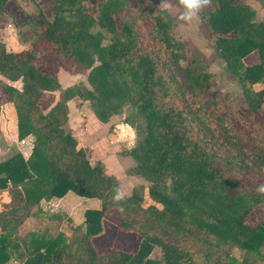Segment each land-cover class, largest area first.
I'll use <instances>...</instances> for the list:
<instances>
[{"label": "trees", "instance_id": "1", "mask_svg": "<svg viewBox=\"0 0 264 264\" xmlns=\"http://www.w3.org/2000/svg\"><path fill=\"white\" fill-rule=\"evenodd\" d=\"M9 1L25 22L15 23ZM130 1L134 18L125 14ZM150 1L0 0V29L13 24L27 47L13 52L0 42V76L7 80H0V90L14 107L18 141L33 138L27 158L13 148L0 160V191L10 198L0 206V264H264V220H247L264 205L256 192L264 183V19L256 22L254 9L238 0H214L200 13L215 57L242 89L241 103L221 105L211 96L214 75L175 38L173 17L153 10ZM94 26L109 32L107 44ZM32 40L72 74L86 75V84L61 87L56 69L38 64ZM250 54L256 62L247 65ZM256 84L262 87L254 90ZM47 92L58 97L44 111L39 101ZM74 98L88 102L103 124L132 108L121 123L134 138L120 154L134 162L125 173L148 183L150 200L145 203L143 185L135 186L125 212H118L119 229L139 237L134 253H98L92 244L104 215L116 210L111 196L119 181L101 162L91 165L65 129ZM68 192L100 206L86 210L69 237L40 225L26 228L40 201ZM155 247L159 260L150 258Z\"/></svg>", "mask_w": 264, "mask_h": 264}, {"label": "rangeland", "instance_id": "2", "mask_svg": "<svg viewBox=\"0 0 264 264\" xmlns=\"http://www.w3.org/2000/svg\"><path fill=\"white\" fill-rule=\"evenodd\" d=\"M262 1L263 0H238L237 2L247 4L254 9L255 21L260 22L264 19ZM170 2L174 6V10L169 14L176 22L174 31L175 38L182 41L187 50L196 51L199 59L206 65L207 70L214 75L217 91L211 94L212 98L217 99L221 105H223L224 102L231 101L241 103L243 101L242 89L237 80L229 75L222 62L215 57L212 48L213 39L211 33L202 24L200 18L191 24H182L178 20V15L182 11L178 6V1L170 0ZM160 3L161 0L150 1L151 7L155 11L162 10L159 7ZM44 5L45 2L43 1L41 6ZM6 10L12 16L16 24H21L26 21L25 16L16 7L13 1H9L6 4ZM134 10V3L130 1L127 5L125 14H128L129 18H134ZM120 24L121 20L116 19L117 27L120 26ZM98 30L104 34L106 38L104 44H107L110 37L109 32L107 30H101L98 26L92 28L93 32ZM23 35L25 38L30 37L29 32L26 30L23 31ZM0 42H3L6 49L9 51L17 52L18 50L22 51L27 49V47L18 43L13 24L6 25L4 28L0 29ZM28 47L38 56L37 61L41 67L45 69H56V76L61 87H67L80 81L86 84V75L72 74L69 72V70L61 64L60 58L50 56L43 45L38 41L32 40ZM254 62H256V56L254 54H250L244 59V63L247 65ZM14 85L19 88L21 84L20 82H15ZM261 87V84H256L253 86V89L258 90ZM0 94L3 96L1 90ZM51 98L52 95H49L48 92L44 94L41 103L43 109L49 106ZM80 105L84 110L83 117L77 115L78 110L81 112V108H78ZM131 112L132 108L126 106L122 112L123 114L113 116L107 124H103L95 118L88 103L81 102L76 108L71 104L68 114L69 120L65 126V129L70 130V132L76 137L79 147L86 152V156L91 165L101 162L106 174L114 177L119 182L120 180L123 181L122 179L125 176V168L130 164H134L131 159L125 158L119 153L123 148L128 147L134 138L133 129L130 126L121 123V119L124 118V116L131 114ZM79 117H81L82 120L77 119ZM110 125H112V128L111 130H108ZM247 220L253 225L264 220V205L255 207L247 217ZM35 225L36 222L31 219V221L27 222L26 228L32 229L35 228ZM21 233L23 234L24 232ZM22 234L20 236H22ZM121 234L122 233H117L114 229H109L108 234L106 235L108 236V239L105 241V244H103V241H99V243L97 242L98 240L96 241L97 250L104 252L106 249L111 250L123 248L122 241L125 238H123V235ZM232 255L237 260L241 258V252L237 249L233 250Z\"/></svg>", "mask_w": 264, "mask_h": 264}, {"label": "crops", "instance_id": "3", "mask_svg": "<svg viewBox=\"0 0 264 264\" xmlns=\"http://www.w3.org/2000/svg\"><path fill=\"white\" fill-rule=\"evenodd\" d=\"M17 52H20L18 50ZM0 80L7 82L4 78L0 76ZM9 83V82H8ZM14 85V83H12ZM45 94V93H44ZM44 94L39 101V105L42 108V99L44 98ZM52 95V98L49 102V106L44 111L48 110L57 100L58 92L49 93ZM82 101L78 98H74L68 102V114L71 107V104L76 108ZM88 103V102H85ZM81 112L78 110L77 115L83 117L84 110L80 105ZM82 120L81 117L77 118ZM69 120V116H68ZM68 122V121H67ZM124 124V123H122ZM126 125V124H125ZM31 136L27 137L22 141H18L17 138V122H16V113L12 103L8 102L3 96L0 94V160H2L8 153L11 152L13 148L18 150L24 158H27L31 146L32 141ZM76 138V137H75ZM78 141V140H77ZM79 146V143H78ZM105 148V146H104ZM120 153V152H119ZM121 155V154H120ZM125 158H129L128 156L121 155ZM131 159V158H129ZM132 166L131 164L127 166ZM125 176L123 177V181L120 180L119 187L125 192V195H129L131 190L138 185H143L145 188V203H150V200L147 197V186L148 183L140 177L127 175L124 171ZM10 200L8 191H0V206L2 204L8 203ZM100 203L97 199H87L83 197H78L72 192L66 193L61 198H52L50 200H42L31 212V219L36 222V225H40L46 227L50 234L55 235L58 232H62L66 237H69L71 234L70 227L77 226L83 221L84 212L88 209H98ZM103 232L95 237H92L91 241L98 253L107 252L109 249L102 251H98L96 247V241H105L108 239L106 236L108 234L109 229H114L117 233H122L123 239V248L119 250L126 251L128 253L136 252L139 244V237L135 233L124 232L119 229V214L117 210H111L106 213L103 217L102 221ZM127 241V242H126ZM121 242V243H122ZM150 258L152 259H161L160 249L155 247L150 254ZM8 264H17L14 262H9Z\"/></svg>", "mask_w": 264, "mask_h": 264}, {"label": "clouds", "instance_id": "4", "mask_svg": "<svg viewBox=\"0 0 264 264\" xmlns=\"http://www.w3.org/2000/svg\"><path fill=\"white\" fill-rule=\"evenodd\" d=\"M178 6L182 9L178 15V20L182 24H191L199 19L201 12L215 5L214 0H178ZM159 7L168 13L174 10V6L170 0H161ZM256 192L260 195H264V183L256 187ZM111 200L115 209L123 214L125 212L124 205L126 203V195L119 186L113 189Z\"/></svg>", "mask_w": 264, "mask_h": 264}]
</instances>
